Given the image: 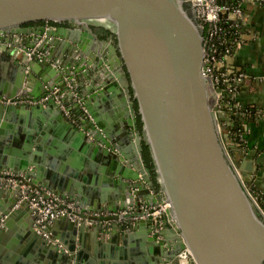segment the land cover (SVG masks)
Returning <instances> with one entry per match:
<instances>
[{
	"label": "water",
	"instance_id": "95a60500",
	"mask_svg": "<svg viewBox=\"0 0 264 264\" xmlns=\"http://www.w3.org/2000/svg\"><path fill=\"white\" fill-rule=\"evenodd\" d=\"M46 20L68 25H24ZM94 20L108 21L115 38H99ZM5 32L20 39L0 41V149L16 137L26 145L33 138L34 116L47 104L57 105L53 97L36 104L2 100L40 98L55 86L67 88L65 76L88 77L89 99L110 96L108 106L119 124L111 136L78 91L93 120L79 105L74 118H80L81 127L68 124L85 138L92 157L105 160L99 175L118 189L111 196L95 194L93 206L86 204L76 180L63 187L54 182L55 174L43 179L35 155L18 161L0 158V171L24 172L32 184L74 200L83 210L111 213L98 223L69 215L53 219L48 228L62 245L37 233L32 214L22 229L36 248L33 264H94L88 258L89 234L102 250L117 249L116 242L122 250L134 249L121 256L103 251V264H264V217L234 168L220 131L221 122L227 121L223 128L232 126L234 114L219 109L222 90L205 74L204 32L185 0H0V35ZM36 44L46 59L37 53L29 57ZM20 125L26 136L12 130ZM143 141L149 144L159 186L143 157ZM82 166L88 168L75 161L65 172L83 177ZM238 166L250 182L253 161L242 159ZM26 193L20 186L0 185V239L26 207L32 213ZM164 202L170 206L156 217L133 210L134 204ZM156 220H161L158 231ZM58 225L65 227L66 238L54 233Z\"/></svg>",
	"mask_w": 264,
	"mask_h": 264
},
{
	"label": "crops",
	"instance_id": "0c3cea01",
	"mask_svg": "<svg viewBox=\"0 0 264 264\" xmlns=\"http://www.w3.org/2000/svg\"><path fill=\"white\" fill-rule=\"evenodd\" d=\"M244 12V40L237 46L234 53L227 58V62L232 70H241L245 73L235 95L238 106L241 108L253 109L246 115V131L243 140L244 146L239 148L230 136L225 137V133H228V131L223 133V139L228 140L232 144L231 149L235 150L234 155L239 163H241L242 159L253 161V169L250 174L251 181H246V183L252 189L258 191L264 200V5L256 1H248L244 4ZM91 22L93 26L111 27L108 23H104L100 20ZM99 38L102 37L99 36ZM38 71L35 72L36 76H39ZM6 72L7 71H5V73ZM94 76H96V74H94ZM85 85H90V79L88 77L78 78L77 74H75L72 80L68 81L67 88L62 89L63 100L66 105H68L69 109H71V115L64 113L56 100L55 104L57 105H45L44 110L40 112L41 114H37V116L33 118L34 124L36 123V126L32 128L33 138H30L26 142V145L21 141L23 137L13 138L6 147L5 145H1L0 158L1 160L10 159L18 161L26 156L30 157L31 155H35V157L38 158L36 162L41 165L43 169H46L45 172L42 169L43 179L48 180L51 178L52 174H55L54 182L63 187H66L70 180H76L77 185H81L80 190L86 204L93 206L94 204H92V201L95 199V194L106 191L109 192V196H111L115 191H118V189H116L114 182L103 179L99 175V170L107 165L105 160L102 157H92L88 152L89 150L86 149L88 144L85 138L75 135L68 124V122H71L81 127L80 118H74V116L79 113L78 110L80 109L78 98L74 96V93H70L69 86L74 91H83L86 100H89V106H91L92 111L99 118L102 128H106L111 136L114 135L113 133L119 128V124L115 120L112 108L108 106V102L111 101L110 96L104 98L96 95L93 99H89L91 95L89 93H87V95L85 94ZM39 89L37 85L36 90ZM117 97L119 98V96ZM79 98L82 99L81 96H79ZM45 101L38 103H44ZM59 109L61 110L59 111ZM86 110L87 115L93 120L92 114H90L87 108ZM82 112L85 115L83 110ZM233 113L234 112H230L229 114L231 115ZM64 117L66 120H64ZM224 124H227V121H224ZM24 127V125H20L13 127L12 130L15 131V133L26 136L27 133L23 130ZM88 160L91 161L87 162ZM75 161L83 162V164L88 167L84 169L82 166L81 169L83 170L80 172L83 177H75L65 172L66 169L73 167ZM53 171L55 173H52ZM74 192L76 195L79 194L78 186L74 189ZM119 193L125 196L124 191H119ZM100 204L103 206V203ZM28 219H32V213H30V210L26 207L24 212L13 220V226L6 230L5 236L1 237L0 257L2 259L4 258V264H33L36 262L33 258L36 248L33 242L24 234L22 229ZM104 222L113 223L112 221L106 220ZM53 228L55 230L54 233L57 234L59 238H66V229L64 226L58 225ZM140 229L141 230L138 231H143L144 227ZM87 241L89 243L87 248L89 254L88 258L93 259L94 264H103L100 260L107 259L103 256V251L111 255L116 253L118 256L125 255L126 249L129 254L134 252L133 247H127L122 250L120 248L122 243L119 242H116L117 249L103 248L102 250L98 247V239L92 240L91 234L87 236ZM135 241L134 239L132 246ZM51 264L54 263L52 262ZM83 264L86 263L83 262Z\"/></svg>",
	"mask_w": 264,
	"mask_h": 264
},
{
	"label": "built area",
	"instance_id": "2783aa9c",
	"mask_svg": "<svg viewBox=\"0 0 264 264\" xmlns=\"http://www.w3.org/2000/svg\"><path fill=\"white\" fill-rule=\"evenodd\" d=\"M248 1H256L261 5H264V0H185V2H189L191 7L194 9V13L200 27L203 30L205 28V63L208 65V69L205 71V74L211 79L214 87L221 88L219 87V84L220 81H222L223 83H226V88L234 95H236L239 84L245 76V73L241 70H232L227 62V58L234 53L237 46L244 40L243 32L231 41V45L226 47V53L224 54L222 50H220L221 46L219 47L217 38L222 37L225 34L227 24L237 27L238 30L242 29L245 13L244 4ZM45 23L48 25L51 23V21L46 20ZM220 42L225 43V40L221 39ZM230 51H233V53L229 54ZM35 53L38 54V57L41 60L47 58L46 53L44 51L37 50L36 46L31 47L27 52L30 58ZM222 67H226V69L221 70L220 68ZM221 90L222 91L218 93L219 109L226 110L230 113L232 112L233 104L230 100L223 101L224 90L222 88ZM72 92L74 93V96L78 98V104L81 105L84 113L87 114L86 107L83 105V101L79 98L78 92L76 90H72ZM62 95L63 92L61 87L55 86L49 90L47 95L40 98L27 95L18 96L16 98H5L2 101L5 103L26 102L33 104L53 97L63 112L67 115H71V109H69L68 105H66L64 102ZM221 123L219 124L220 131ZM240 139L244 140V134L240 135ZM228 155L233 163L234 168L241 176L243 184L245 185L251 198L254 200L255 205L264 217V203L260 199L261 195L247 185L243 178L240 167L231 157L229 152ZM0 185L12 187L20 186L22 189H27L28 193L24 194V198H26V200L29 202V206L32 209V214L34 216V229L44 238L54 243H59L60 245H62L60 240L58 238H53L52 232L48 228L49 223L53 219L61 215H69L73 219H85L89 223H98L100 222L102 216L111 214L106 210H83L79 205L76 204L74 200L57 195L55 192L45 186L32 184L30 178L25 177L24 173L16 174L10 171H0ZM169 206L170 203L168 202L158 203L155 205L142 203L140 205L134 204L133 210L140 208V210L145 213L143 216L150 214L153 217H156L164 213ZM104 221L105 220L102 222ZM160 227L161 220H156L154 230L158 231Z\"/></svg>",
	"mask_w": 264,
	"mask_h": 264
},
{
	"label": "trees",
	"instance_id": "16d2710c",
	"mask_svg": "<svg viewBox=\"0 0 264 264\" xmlns=\"http://www.w3.org/2000/svg\"><path fill=\"white\" fill-rule=\"evenodd\" d=\"M185 7L191 8V4L189 2H185ZM32 23H35V22L34 21L27 22L24 25H28V24H32ZM51 23L57 24V22H54V21H51ZM93 28L99 34V36L102 38H107L110 35H113V37L115 38V34L111 30V28H107V27H103V26H96V25H94ZM243 31H244L243 27H242V29L238 30L237 27H233V26L227 24L225 34L222 37L217 38V40L219 42V47L221 46L220 50H222L223 54L226 53V47L231 45V43H232L231 41L234 40L237 36H239V34H241ZM203 32L205 33V28H204ZM221 39H224L225 43L220 42ZM230 53H233V51H230L229 54ZM220 69L225 70L226 67H222ZM219 87H221L224 90L223 101L230 100L231 103L233 104V109H232V112L234 111V113H233L234 117L232 119L233 124H232V126H230V128L227 131L229 133V136L235 142V144L239 148H242V146H244V142H243V140L240 139V135L245 134V131H246V127H245L246 115L253 108H241L240 106H238L235 95L232 94V92L226 88V83H223L222 81H220ZM136 107L138 108L137 103H136ZM137 117H138L139 129L142 131L143 123H142L140 114H138ZM232 152L235 153V150H232ZM143 157L145 159V162L147 163V166L152 171L153 180L155 181L156 185L159 186L160 184H159L158 179H157V171L155 169V164L153 162V158L151 155L149 144L146 143V141H143ZM256 192H258V191H256ZM260 199L264 203L262 196Z\"/></svg>",
	"mask_w": 264,
	"mask_h": 264
},
{
	"label": "flooded vegetation",
	"instance_id": "af4514ba",
	"mask_svg": "<svg viewBox=\"0 0 264 264\" xmlns=\"http://www.w3.org/2000/svg\"><path fill=\"white\" fill-rule=\"evenodd\" d=\"M64 24H65V23H59V22H57V24L50 23V24L46 25L45 21H36L35 23L28 24V25H25V26H39V25H45L46 27H58V26H61V25H64ZM65 25H68V23L65 24ZM93 29H94V28H93ZM7 39L10 41V42H8L7 44H10V43H12V40H11V39L19 40L20 37H18V35H16V34H11V33H8V32H5L3 35H0V41H1L2 43H5ZM37 45H38V44H36L35 46L37 47ZM35 46H34V47H35ZM65 79L67 80V85H68V81H69V80H68V76H65ZM60 87H61V89H63L62 86H60ZM69 90H70V93H71V91H72L73 89H71L70 86H69ZM62 92H63V90H62ZM139 130H140V129H139ZM140 131H141V130H140Z\"/></svg>",
	"mask_w": 264,
	"mask_h": 264
},
{
	"label": "rangeland",
	"instance_id": "374dc122",
	"mask_svg": "<svg viewBox=\"0 0 264 264\" xmlns=\"http://www.w3.org/2000/svg\"><path fill=\"white\" fill-rule=\"evenodd\" d=\"M100 21H102V22H104V23H108V21H106V20H100ZM109 24V23H108ZM110 25V24H109ZM111 26V25H110ZM223 123V122H222ZM221 123V135H222V138H224L223 137V133L225 132V131H227L228 129H226V128H222V126L224 125V123L222 124ZM226 125V124H225ZM229 137V136H228ZM223 141H224V143H225V145H226V148H227V150H228V152H229V154L231 155V157L235 160V162L238 164V160H236V157H235V155H234V153L232 152V149H231V147L228 145V140H226V139H223Z\"/></svg>",
	"mask_w": 264,
	"mask_h": 264
}]
</instances>
